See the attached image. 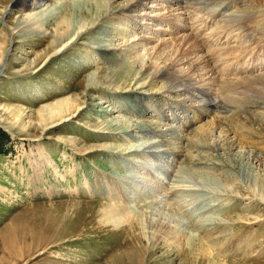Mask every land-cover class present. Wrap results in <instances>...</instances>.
<instances>
[{"label":"rangeland","instance_id":"rangeland-1","mask_svg":"<svg viewBox=\"0 0 264 264\" xmlns=\"http://www.w3.org/2000/svg\"><path fill=\"white\" fill-rule=\"evenodd\" d=\"M84 1L0 0V264H129L139 254L137 264H264V199L250 188L264 187V0H144L130 10L114 0L107 14H119L101 18L102 31L48 52L57 9ZM187 35L211 80L206 69L187 77L185 59L175 78L184 82L141 85L137 75L87 87L117 67L99 46L140 60L138 70L178 61L175 41ZM242 59L249 69L235 70ZM64 98L78 101L72 119L40 123L42 107ZM115 117L158 128L102 124ZM233 140L240 148L227 147ZM160 199L185 232L170 244L140 234L143 208Z\"/></svg>","mask_w":264,"mask_h":264},{"label":"bare ground","instance_id":"bare-ground-1","mask_svg":"<svg viewBox=\"0 0 264 264\" xmlns=\"http://www.w3.org/2000/svg\"><path fill=\"white\" fill-rule=\"evenodd\" d=\"M92 1L96 4V6H92L93 10L90 9V5H89L90 2H92ZM112 1H114V0H85L83 2V5L82 4L81 5L79 4L78 6L71 5V8H69V10L67 12L65 10L63 11V13L60 12L62 14H59L58 13L59 11L57 9V15L56 16H59V19H57V20L55 19V21H54L53 29L51 31L52 40H51L50 44L48 45V52H53V54L58 52L59 49L63 45H65L69 41V39H71L73 36H83V35L87 36V35H90L91 32H93L92 35H94V33L96 34L100 30L102 31V24L103 23L100 19L102 18V19H105V22H109V19L111 18V16L113 17L114 14H116L120 11V10L114 11L112 9L111 10L112 13L111 14L108 13L109 15L107 14L108 10L110 9V6L108 5V3L109 2L111 3ZM127 1H128V3H130V4H128L129 7H127V10L134 9V8H136V6H139L140 4H142L144 2V0H127ZM177 1H180V0H177ZM85 6L89 7L87 11L85 10L86 9ZM13 8H11V9H13ZM111 8H112V3H111ZM54 12H55L54 9H50L48 11V15L54 14ZM118 14H116V15H118ZM39 21L40 20L36 19L35 25L37 27H41L43 24L42 21H40L41 23L39 24L38 23ZM261 21H264V20H261ZM257 23H259V22H257ZM263 27H264V25H263ZM95 40H96V38H95ZM196 43H198V40L196 38H194V40H193V37L188 36V35L183 37V41H180V39H176L175 45H177L178 47L181 48L180 52L178 53V56L180 57V59H178V61H174V59H171L166 65L160 66V64H161L160 63L158 67H155L154 65L152 66L151 64L146 65L144 62L142 64V66L139 67L141 70L140 69L134 70V66L139 65L140 60H137V59L129 60L128 59L129 57L125 59L124 57L117 55L115 51L108 50V49H110L109 47L99 46V47H104L101 51H104L105 54L107 55V57L111 56L113 63L117 67L114 68L113 70H110V72H107V74H103V73H101L102 71H100L96 74L95 77L91 76V78L89 79V81L87 83V87L88 88H90V87L107 88V87H111L112 84H120L121 85V82H123L122 84H129V83L133 82L135 80V78L138 76H140L139 81L142 80L141 85L145 84V81L148 77L150 80L149 85H153V84L158 85L159 83L165 84L164 80L166 78H168V79L170 78V80H172V81L179 80L181 82H184L186 80V78L185 79H182V78L175 79L179 76H183L180 74V72L178 70H176V68L178 67V66H176V64H177V62H179V60H180L181 65H183V64L186 65V63H187V65L190 66L189 67V72H190L189 75L190 76H187V77L192 78V76H191L192 72L201 71L200 69H202V70L206 69L204 75H206L209 79L210 77H212L211 70L207 66V64L205 63V60H203L200 56H198L197 51H203V50H202V47L199 46V44L196 45ZM164 45L168 46L167 43H164ZM187 45H189V46L186 48ZM159 49L162 50V48H159ZM237 51L238 50L236 49V51H234V52H237ZM238 56H240V55H238ZM157 58L159 59L160 57L158 56ZM185 59H188L186 61V63L184 62ZM6 60H7V58H6ZM158 62H159V60H158ZM4 63H5L4 64V66H5L6 61ZM155 65H156V63H155ZM104 76H106L105 77L107 80L106 85H108V86H101L102 82L100 81V79L103 78ZM225 77H227V76H225ZM209 80H211V79H209ZM241 80H246V79H239L238 81H241ZM261 80H264V79L262 78ZM139 81H137V82H139ZM156 82H158V83H156ZM175 83L176 82H174V84ZM254 83L256 84V82H254ZM137 84L140 85V82ZM252 84L253 83H251V85ZM188 86H190V84H188ZM236 86H235L234 90L236 89ZM129 87L130 86H128L127 88H129ZM158 87H157V90L160 89ZM240 87L244 88V86H242V85H240ZM205 88L206 87H203V89H205ZM219 89H220V87L218 88L217 93L221 97H224V99L226 100L225 95L222 96L219 93ZM141 94H144V93H141ZM218 94H216V95H218ZM136 98H138V97H136ZM231 98L233 99V97H231ZM77 105H79L77 99L64 98V99L59 100L58 102H56L54 104L44 106L40 110V117H39L40 123H45L44 125L48 124L49 126H51V125L58 126L59 123H61V122L65 123L66 121H70V119H72L70 117L75 115V112H74V114L71 113L72 110L74 108L77 111L79 110V107ZM13 109L16 111V114H18V115L20 113L24 114V115L28 114V110L26 108L21 107V106L14 107ZM66 113H70V114L65 115ZM62 115H65V116H62ZM48 121H50V122H48ZM103 123H105V125H107V126L110 125L109 128L134 127L133 129L135 130V129H137V127H141V131H145L146 133H152V131H154L158 128V126L156 127V125L154 124L155 122L154 123L153 122L147 123L146 126H144V125L136 126L133 124V122L128 121V120L123 119V118H119V117H115V118L108 119L106 121H102V124ZM199 128H201V127H199ZM221 129L223 131V128H221ZM228 129L230 130V126ZM201 130H202V128H201ZM198 131H199L198 127L195 130L191 131V134L194 133V139L196 137L195 132H198ZM224 131H226V130H224ZM163 132H169V129H166V130L164 129ZM204 132L207 133L206 130ZM200 133H202V132H200ZM200 133H199V135H201ZM196 135H198V133ZM206 135H208V134H206ZM206 135L204 136L205 138H206ZM212 135H213V133H212ZM162 140H164V139H162ZM196 140H197V138H196ZM227 142H229V141L227 140ZM228 146L230 148H236L239 145H236V143L233 140L232 144H231V142L229 144H227V147ZM238 148H240V147H238ZM257 160L261 161L259 157H257ZM250 188H252V190L256 194L259 192L260 195H262V198L264 199V187H260L258 185L257 181H251L250 182ZM147 200H149V199H147ZM170 203L171 202H169L168 199H160V200H158L157 203H155V204L152 203L151 205H148V207L143 208L142 218H141L140 223H139V225H140L139 228L141 231L140 234L142 237L145 235L146 237H148V239H155V240H158L159 242L164 241V242H167L168 244H170L180 234L185 235L183 228L180 229V225L177 224L176 220L173 217V215L178 216V214L174 210L173 206ZM162 204H164V206H162ZM162 207H164V209H162ZM130 214H133V212H131ZM190 236L193 238V236L191 234L189 235V237ZM201 244H202V242H201ZM197 249L200 252V255H203V254H201V252H204V253L208 252V249L205 246H203V244H202V247L201 246L197 247ZM137 258L138 259L140 258V254L138 256L136 255L135 258H130L132 260L129 262V264H137V262H139V260H136Z\"/></svg>","mask_w":264,"mask_h":264},{"label":"water","instance_id":"water-1","mask_svg":"<svg viewBox=\"0 0 264 264\" xmlns=\"http://www.w3.org/2000/svg\"><path fill=\"white\" fill-rule=\"evenodd\" d=\"M4 64H5V63H4ZM4 64H3V65H4ZM4 67H5V66H3V68H4Z\"/></svg>","mask_w":264,"mask_h":264}]
</instances>
